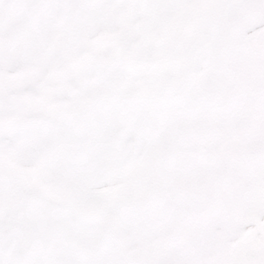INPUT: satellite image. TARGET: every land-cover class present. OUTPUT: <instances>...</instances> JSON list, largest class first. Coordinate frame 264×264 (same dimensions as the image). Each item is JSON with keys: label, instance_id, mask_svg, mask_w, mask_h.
Segmentation results:
<instances>
[{"label": "snow or ice", "instance_id": "snow-or-ice-1", "mask_svg": "<svg viewBox=\"0 0 264 264\" xmlns=\"http://www.w3.org/2000/svg\"><path fill=\"white\" fill-rule=\"evenodd\" d=\"M0 264H264V0H0Z\"/></svg>", "mask_w": 264, "mask_h": 264}]
</instances>
